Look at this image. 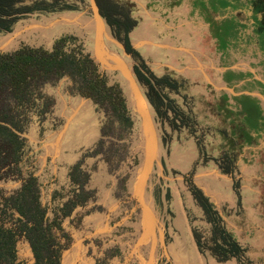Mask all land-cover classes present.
Returning a JSON list of instances; mask_svg holds the SVG:
<instances>
[{"label": "rangeland", "instance_id": "rangeland-1", "mask_svg": "<svg viewBox=\"0 0 264 264\" xmlns=\"http://www.w3.org/2000/svg\"><path fill=\"white\" fill-rule=\"evenodd\" d=\"M57 1L77 10L21 17L12 32L0 34V53H14L23 46L51 50L54 42L66 35L77 40L71 48L91 55L95 31L90 0ZM116 1L133 6L137 25L128 36L137 54H128L111 28V38H105L107 48L122 57L133 72L138 67L150 78L148 72L183 83L179 92L164 90L176 112L162 107L166 115L160 116L150 109L157 143L142 199L145 213L135 199L134 188L147 142L131 105L129 84L121 74L122 82L117 73L96 64L106 88H119L106 91L100 85L90 102L101 120L99 137L86 140L76 129L68 133L75 139L73 146L65 147L71 156L68 161H76L75 166L85 170L84 176L79 170L73 173L88 190L80 191L77 203H66L64 210L57 211L66 194L54 195L51 185L45 183H53L52 171L50 166L40 169L37 151L24 136L28 133L17 137L20 142L15 139V147L0 132V151L5 155L0 156V165L13 161L0 179V226L12 222L19 226L15 243L1 240L0 247L7 253L14 250L15 264H34L39 250L46 263H55V243L63 247L60 264H66L67 248L81 242L85 264H264V129L253 143H246L242 133L248 127L242 124L243 116L251 117L243 105L254 111L257 102L264 116V0ZM72 19L84 21L85 26ZM71 80L66 76L43 94L60 89L59 94L71 95ZM139 86L147 97L145 85L139 81ZM39 117L32 111L30 124ZM16 150L22 151L17 158ZM27 184L30 194L24 196ZM69 188L67 185L64 192L68 194ZM193 188L211 199L224 226L246 249L241 262H219L209 251L199 250L194 232L201 235L207 249L211 225L193 196ZM92 213L99 214L96 220L87 218ZM41 215L42 227L36 223ZM150 216L155 224L153 234ZM51 224V230L46 231ZM87 226L90 228H84ZM1 261L7 263L10 258L4 256Z\"/></svg>", "mask_w": 264, "mask_h": 264}, {"label": "trees", "instance_id": "trees-1", "mask_svg": "<svg viewBox=\"0 0 264 264\" xmlns=\"http://www.w3.org/2000/svg\"><path fill=\"white\" fill-rule=\"evenodd\" d=\"M96 1L100 13L110 26L113 35L122 42L128 54L136 55L137 52L131 46L128 36L137 25L136 20L132 17V4L120 3L116 0ZM63 10L75 11L77 7L69 4L59 5L57 0H0V34L12 32L21 17L34 13L49 14ZM75 41H77L76 38L62 35L54 42L51 50L44 47L23 46L14 53H0V132L9 139V142L13 141V146L15 139L20 142L17 137L28 133L30 130L31 124L29 121L32 111H35L38 116H42L50 110L52 101L42 95L44 89L53 87L64 77L69 76L73 80L71 81L75 93L91 100L95 99L100 85L106 91H114L119 88L118 85L106 88L105 78L98 73L99 67L91 58V55L71 48ZM142 66L143 69L148 71L144 64ZM134 71L138 80L147 88V99L157 114L160 116L166 115V111L164 114L162 113V107L176 112L172 100L164 93V90L170 89L179 92L183 83L180 84L174 77L163 76L157 78L151 72H148L150 78L138 67H135ZM239 104L242 105L240 101ZM242 107L247 110L246 112L251 117L253 115L256 118L252 120L251 117L244 115L242 119V124L248 126L242 132L246 138V143H253L264 129V116L257 106V102L254 105L256 107L254 111L251 108H246L245 105ZM177 116L179 117V114ZM35 123L33 121L32 125ZM239 130L241 131V128ZM253 133L255 134L253 135ZM1 145L4 146V142ZM20 148L25 149L24 144ZM24 152L25 150H23V153L21 151L22 156ZM21 153L16 150L14 154L17 158V155ZM1 155L5 156L2 150L0 151ZM11 164H13L11 160L5 163L2 162L0 165V179L5 177L4 173L6 171H3V167ZM30 181L35 187L36 182L33 179ZM28 185L22 190L24 196L30 194L29 189H31V186ZM192 192L198 206L203 210L207 222L211 225V235L206 242L208 244L207 249H204L201 235L194 232L199 250L202 252L204 250L209 251L219 262H227L232 259L241 262L244 259L246 249L238 241L237 236L224 226L223 218L216 205L202 190L193 188ZM42 219L41 215L36 220L37 225L41 227L43 225ZM52 224L46 231L51 230ZM18 227L14 226L13 222L8 227L0 226V241L8 240L14 244L17 237L15 229ZM53 247L55 248L53 256L56 259L53 264H60L58 257L62 248L57 247V243L53 244ZM4 256L10 258V261L7 263L1 261L0 264H15L14 250L7 253L3 247H0V259ZM36 256L37 261L34 264H50V262L46 263L47 259L41 254L40 250Z\"/></svg>", "mask_w": 264, "mask_h": 264}, {"label": "crops", "instance_id": "crops-1", "mask_svg": "<svg viewBox=\"0 0 264 264\" xmlns=\"http://www.w3.org/2000/svg\"><path fill=\"white\" fill-rule=\"evenodd\" d=\"M59 90L60 89H57L54 92L50 91L51 93L49 95L42 94L44 97L51 99L52 106L46 115L44 113V116L39 117L40 120L36 119V124L31 126L27 135H24L28 139L31 148L34 151H37L36 153L38 155L39 164L41 165L40 169L44 167L47 169V167L49 168L50 166L53 183L52 181L48 182L47 180L45 183L51 185L54 195L66 194V198L62 200V203H58L57 211L71 200L72 195L79 194L81 190H87L84 186L83 189V184H80L78 180H76L73 173L76 170H79L80 174H83L85 170H83L81 166L77 168V165L75 166L76 161H68L71 156L67 154V152L69 153V150H65V147L68 148L70 145L73 146L75 141L73 137L71 138L68 135L69 131L76 129L81 130V132L84 133L85 130H88L87 140H92L100 136L102 126L101 120L90 107L91 99L85 98L74 92H72L71 95L69 92L61 95L59 94ZM48 113L50 114L48 115ZM55 124L57 125L56 130L53 129ZM20 136L23 138V135ZM79 145H83V142ZM91 161L92 160H89V162ZM3 171H6V169H3ZM95 175L97 176L99 173ZM42 177H45V174H42ZM43 179L44 178H41V181H43ZM67 185L70 186L68 194L64 192V189H67ZM95 189L97 190V188ZM107 198H109L108 195ZM79 205L80 204H78V206ZM98 215V213H92L87 215V218L96 220L94 218L95 216L98 217ZM66 221L65 223H67ZM96 227L99 229V224H96ZM84 228H90V226ZM67 231H69V229H67ZM73 234L74 230L71 229L70 235L72 236ZM70 247L67 248V253L65 255L66 264H85V248H83V243L81 242L73 248Z\"/></svg>", "mask_w": 264, "mask_h": 264}, {"label": "water", "instance_id": "water-1", "mask_svg": "<svg viewBox=\"0 0 264 264\" xmlns=\"http://www.w3.org/2000/svg\"><path fill=\"white\" fill-rule=\"evenodd\" d=\"M91 8L94 14L95 23V34L93 36V48L91 52V58L94 62L106 69L107 71L121 74L125 77L129 84L130 91V101L135 112L138 114L141 121V131L142 135L147 142V153L145 154L144 161L140 167L139 175L136 180V187L134 188V195L137 203H139L141 209L143 207L142 199L145 193L148 177L151 173V169L155 162V143L156 135L152 123V111L154 110L149 100L143 92L140 90L139 81L136 74L129 68V65L125 60L120 57L117 53L109 50L105 45V38L107 37V29L110 31V26L107 24L106 20L102 17L100 13L99 6L96 0H90ZM126 54V53H125ZM128 54H126L127 56ZM151 233L153 234L155 229V224L153 217L150 216L149 222Z\"/></svg>", "mask_w": 264, "mask_h": 264}, {"label": "flooded vegetation", "instance_id": "flooded-vegetation-1", "mask_svg": "<svg viewBox=\"0 0 264 264\" xmlns=\"http://www.w3.org/2000/svg\"><path fill=\"white\" fill-rule=\"evenodd\" d=\"M117 77V79L119 80V81H121V78L119 77V74L116 76ZM122 82V81H121ZM87 132H88V130H85V132L83 133V137L87 140L88 139V136H87ZM8 166H6V167H3V169H6ZM88 173V172H87ZM83 176L85 175V172L82 174ZM76 176L78 177V173L76 174ZM88 180V179H87ZM81 191H84V190H81ZM85 191H88V190H85ZM80 196V193L79 194H75V195H72V197H71V200L68 202V204H70V203H72V204H75V202L77 203V199H78V197ZM143 203V202H142ZM66 205V204H65ZM62 210H64V206L61 208ZM142 212H143V215H144V213H145V206H144V204H143V207H142ZM59 218V217H58ZM58 218H56L55 219V221H54V223L56 224V222H58ZM114 232V234L116 233V229H113L112 230V233ZM106 234H104L103 236H105ZM57 246H61V244L59 245V244H57ZM63 248V247H62Z\"/></svg>", "mask_w": 264, "mask_h": 264}, {"label": "bare ground", "instance_id": "bare-ground-1", "mask_svg": "<svg viewBox=\"0 0 264 264\" xmlns=\"http://www.w3.org/2000/svg\"><path fill=\"white\" fill-rule=\"evenodd\" d=\"M67 20H68V19H67ZM72 21H73L75 24L82 23L83 26H85V22H84V21L81 22L80 20L77 21V20H75V19H74V20L72 19ZM63 22H64V24H68L69 21H68V22L63 21ZM36 25L42 26V25H40V24H36ZM78 25H79V24H78ZM41 28H42V27H41ZM41 28H40V30H43V29H41ZM92 29L95 30V23H94V22H93V25H92ZM106 34H107V37L110 38V31H109V29H107ZM17 38H18V37H17ZM10 40H11V39H9L8 44H9ZM150 109H151V108H150ZM157 157H158V156H157ZM161 236H162V234H161Z\"/></svg>", "mask_w": 264, "mask_h": 264}]
</instances>
